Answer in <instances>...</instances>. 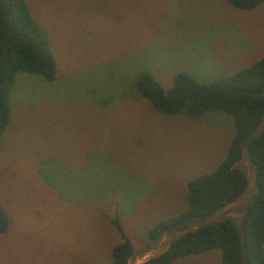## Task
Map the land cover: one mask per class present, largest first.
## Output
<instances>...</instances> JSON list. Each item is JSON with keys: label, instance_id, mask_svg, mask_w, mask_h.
<instances>
[{"label": "rangeland", "instance_id": "obj_1", "mask_svg": "<svg viewBox=\"0 0 264 264\" xmlns=\"http://www.w3.org/2000/svg\"><path fill=\"white\" fill-rule=\"evenodd\" d=\"M55 57L52 81L18 72L0 135V200L8 215L0 264H106L117 217L136 250L128 264L162 252L180 232L152 243L143 234L186 209V185L224 158L230 116L155 111L135 80L163 88L186 72L200 83L264 55V2L241 10L226 0H26ZM264 128V116L255 130ZM209 217L237 224L253 194ZM220 250L171 264H218Z\"/></svg>", "mask_w": 264, "mask_h": 264}, {"label": "trees", "instance_id": "obj_2", "mask_svg": "<svg viewBox=\"0 0 264 264\" xmlns=\"http://www.w3.org/2000/svg\"><path fill=\"white\" fill-rule=\"evenodd\" d=\"M250 10L264 0H226ZM18 72L38 74L52 81L55 57L48 39L32 17L26 0H0V135L9 122V93ZM135 88L152 108L167 115L199 118L222 112L232 120L233 134L224 158L210 172L193 177L186 185L187 207L154 223L145 234L147 242L166 233H178L167 247L140 264H171L175 260L220 250L218 264H264V128L255 133L264 116V55L237 71L200 83L186 72H177L163 88L150 74L140 73ZM245 153L253 167V194L236 224L224 217L208 218L237 200L245 191L247 177L237 167ZM119 239L106 264H128L136 255L117 217L111 219ZM9 218L0 200V234Z\"/></svg>", "mask_w": 264, "mask_h": 264}]
</instances>
